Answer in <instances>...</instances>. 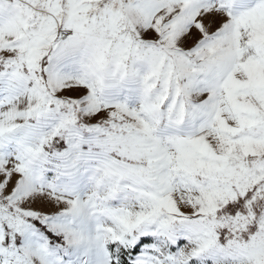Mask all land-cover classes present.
<instances>
[{
	"label": "snow or ice",
	"instance_id": "obj_1",
	"mask_svg": "<svg viewBox=\"0 0 264 264\" xmlns=\"http://www.w3.org/2000/svg\"><path fill=\"white\" fill-rule=\"evenodd\" d=\"M0 264H264V0H0Z\"/></svg>",
	"mask_w": 264,
	"mask_h": 264
}]
</instances>
